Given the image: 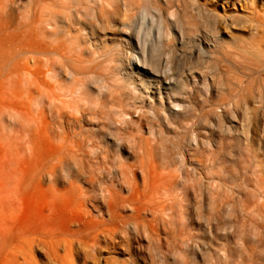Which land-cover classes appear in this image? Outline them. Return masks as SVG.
I'll return each mask as SVG.
<instances>
[{
	"label": "rangeland",
	"instance_id": "obj_1",
	"mask_svg": "<svg viewBox=\"0 0 264 264\" xmlns=\"http://www.w3.org/2000/svg\"><path fill=\"white\" fill-rule=\"evenodd\" d=\"M13 1L12 24L32 0ZM198 1L227 27L171 0L179 100L123 83L120 48L98 58L121 36L87 2L43 97L39 62L0 61V264H264V67L242 54L264 51L248 31L264 0Z\"/></svg>",
	"mask_w": 264,
	"mask_h": 264
},
{
	"label": "bare ground",
	"instance_id": "obj_2",
	"mask_svg": "<svg viewBox=\"0 0 264 264\" xmlns=\"http://www.w3.org/2000/svg\"><path fill=\"white\" fill-rule=\"evenodd\" d=\"M86 2L95 6L94 10L98 13L100 22L115 24V31L121 36L120 44L105 53L102 52V55H97L98 58L111 57L112 52L120 48L122 60L119 67L123 74V83L134 86L143 94L164 93L171 100H179L173 94L178 93L185 76L180 75L177 70L173 72L165 68L166 59L160 54V44L163 40H172L179 48L184 44L182 33L179 29L173 28L176 26L175 22L172 19L165 21L163 18L165 10L172 9L171 0H32L26 6L15 8L13 24L8 22L5 16L10 7L16 6L15 1L0 0V29L8 35L0 38V61L20 62L25 61L29 56L39 62L40 93L43 97L47 86L44 79L52 78L54 64L58 61L68 62L78 56L67 46L70 47L79 41V37L74 34L80 32L77 26L84 17L81 10L86 6ZM189 2L195 16L204 14L205 19L218 23L220 27H227V20L216 14L214 9L207 8L198 0H189ZM209 3L213 4L212 6L217 4V2ZM120 4L123 5L124 10H120ZM250 6L253 11L254 4L251 3ZM237 13L238 11L235 15L240 16ZM84 15L87 16L86 12ZM261 15H264V7L258 10L257 19L250 22L248 31L256 33L260 36V40H264V18ZM148 21L150 27H147ZM154 26L157 29L158 41L155 46L149 47ZM211 32L215 34L213 44H216V36L220 31L214 28ZM29 45H35L36 48L29 50L27 48ZM210 49V46L197 43L188 53V58L208 54ZM242 54L264 67V51L242 50ZM170 58L174 62H179L182 55L177 50H173L170 52ZM245 71L248 75L253 74L251 68ZM188 72H190L189 76L194 73L192 69ZM173 107L180 106L173 105ZM173 107H170L172 111H174ZM139 114L145 116L143 112ZM153 114L157 115V112L153 111ZM158 207L163 212L161 203Z\"/></svg>",
	"mask_w": 264,
	"mask_h": 264
}]
</instances>
